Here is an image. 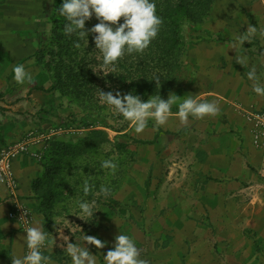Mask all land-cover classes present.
<instances>
[{"label":"crops","instance_id":"0c3cea01","mask_svg":"<svg viewBox=\"0 0 264 264\" xmlns=\"http://www.w3.org/2000/svg\"><path fill=\"white\" fill-rule=\"evenodd\" d=\"M213 15L214 27L198 31V34L205 33L209 40L200 39L189 47L185 69L190 70V78L185 89L188 95H199L201 101H215L220 112L214 118H190L182 125L184 131L180 126L169 129L179 122L175 116L170 117L173 121L167 122V128H150L151 141L144 143L156 150L167 148L165 153L173 160L185 158V166L182 172L172 170L168 175L161 169L152 173L150 193L144 192L154 209L149 223L156 225L151 231L157 238L185 241L196 240L206 231L205 224H240L244 225V232L251 231L264 248V154L252 146L243 114V109H264V97L252 91V82L246 76L249 68L256 65L258 75L264 80V39L256 38L232 49V43L240 32L247 31L248 24L264 27V0H216ZM236 57H247L244 66L236 62ZM37 97L33 92L29 96L32 101H27L24 109L35 111L41 102ZM43 104L46 103H40ZM20 106L6 107V111L0 112V146L22 140L23 122L14 118V112L22 110ZM13 171L19 183L18 205L30 209L36 220L33 223L43 230L36 214L38 201L31 189L32 180L38 175L32 157H19ZM173 179L178 182L172 184ZM12 202L0 183V264H12L10 256H22L25 250L26 234L10 219ZM117 202L121 205L115 212L105 205L95 210L99 227L88 234L106 245L101 249L88 246L96 255V264H103V256L113 249L120 232L128 234L123 202ZM184 207L185 213L179 211ZM180 214L183 221L175 219ZM135 223L142 229V222ZM176 223H181V227L177 228ZM159 224L167 231L162 227L159 230ZM234 235L227 239L229 254L253 255L256 242L243 233ZM45 255L51 256L53 264H71L67 252Z\"/></svg>","mask_w":264,"mask_h":264},{"label":"rangeland","instance_id":"374dc122","mask_svg":"<svg viewBox=\"0 0 264 264\" xmlns=\"http://www.w3.org/2000/svg\"><path fill=\"white\" fill-rule=\"evenodd\" d=\"M55 5L56 2L53 4L50 0H0V112L6 111V107L21 105L22 110L14 112V118L23 122L22 139L28 133L45 137L38 147L32 150L31 157L38 169V175L32 180L31 186L36 182L47 185L49 179L46 173L49 164L45 158L53 143L70 142L86 150L84 156L70 157L66 160V165L60 166L62 174L54 177V182L51 183L55 186L56 194L52 207L45 206L43 209L39 202V211L36 214L41 220L43 230L49 232L44 253L55 251L65 253L66 242L63 236L69 238L68 243L84 245L83 234L89 235L99 227L93 217H84L83 220L74 216L79 211L76 204L78 200H96V210L98 206L108 204L111 198L123 202L122 211L127 220V235L135 240L141 258L149 261V264H264L262 242L251 231L244 232V225L205 224L206 231L194 241H185L183 238L176 240L157 238L151 231L156 226L149 223L154 217V209L151 208L149 196L146 197L144 194L146 190L147 195L150 193L151 175L157 169L163 170L167 175L172 170L182 172L185 158L173 160L172 156L165 153L167 148L156 150L152 145L144 143L151 141L150 128H155L153 121H149V126L143 133L136 134L130 122L120 119V115L114 111L84 110L58 91L51 90L53 81L39 59L42 56L41 51L47 47L52 37ZM213 16L212 12L211 18L201 26L185 27L188 52L189 47L200 42V39L209 40L205 33L198 34V31L200 32L203 27H214ZM96 24H93V27ZM45 60L48 61L49 57L47 56ZM17 63L23 64L32 72L34 79L30 85H19L14 81L11 69ZM99 70L102 71V68H98ZM189 71L184 66L177 72L173 87L162 99L166 101L173 93L182 99L188 95L185 84L189 82H187L190 78ZM33 92L38 95L37 99L41 102L35 111L30 112L24 109L23 105H27V101H32L29 96ZM178 103L173 105V112L178 111ZM100 105L106 106L101 101ZM172 119L169 118L170 121H173ZM175 123L176 126L170 125L169 129H179L180 126L183 130L180 121ZM94 132L103 134L95 138L91 135ZM118 145L126 146L129 151L136 153L135 160L133 161L127 154L121 156L117 150ZM103 159H113L118 164L114 175L105 170L103 183L111 189V193L105 197L98 190L94 197L90 194L85 197L79 185L86 175L91 177L90 182L94 180V175L101 171ZM88 164L90 166H87ZM172 181V184L178 182L175 179ZM32 194L35 195L33 192ZM179 211L185 213V207ZM206 212L210 215L208 210ZM65 214L69 215L67 217L69 223L61 221L60 226L56 225L53 219ZM176 216L175 219L183 221L181 214ZM135 221L142 222V229ZM183 225L185 227V224ZM175 226L179 228L181 223H176ZM161 227L164 232L167 231L159 224L158 229L161 230ZM242 233L256 242L254 254L230 255L228 237Z\"/></svg>","mask_w":264,"mask_h":264},{"label":"clouds","instance_id":"9594fccd","mask_svg":"<svg viewBox=\"0 0 264 264\" xmlns=\"http://www.w3.org/2000/svg\"><path fill=\"white\" fill-rule=\"evenodd\" d=\"M55 3V0H50ZM58 15L64 19L63 33L66 36H75L77 41L74 47L81 48L79 41H84L88 46L89 33L94 34V42L98 52L102 54L100 67L109 73L116 71L119 61L126 55L142 54L149 48L153 40L158 37L163 19L157 14L156 0H63L62 6L56 9ZM95 15L100 22L91 29H86V22ZM123 18V23H120ZM264 39V27L248 24L247 31L240 32L232 43V49H237L253 39ZM236 62L243 65L247 57H236ZM13 79L19 85H30L33 82V74L23 64H15L12 69ZM247 79L252 82V91L264 97V80L258 75L256 65H252L246 72ZM157 88L161 86L159 77L153 78ZM100 101L108 107L110 112H115L124 120L130 122L136 134L143 133L149 126V121L154 122V127L164 126L169 118L175 116L181 124H187L189 119L202 120L208 117H216L220 108L215 101H201L199 95H186L183 99L176 94H170L165 101L161 96L154 95L147 102H143L138 95L117 92H99ZM178 103V111L173 112L172 107ZM101 168L115 174L118 164L113 159H103ZM91 177L86 175L82 187L84 196H88L95 187L90 182ZM99 192L107 197L111 193L108 186L101 185ZM79 209L74 216L81 219L94 217L97 212L96 200L80 199L76 202ZM21 207V206H20ZM24 209L23 207H21ZM27 216V210L25 211ZM69 215L65 214L53 219L60 226L64 221L68 224ZM84 220V219H83ZM60 231V228L58 229ZM24 245L27 252L20 255H11L12 264H53L51 256L44 254L47 246L49 232L42 230L37 224L32 223L24 229ZM68 237L63 236L66 242V252L71 264H96V255L89 250V245L101 249L106 247L98 238L83 234L84 245L68 243ZM63 247V245H61ZM103 264H149L142 259L135 240L127 234L115 237V244L103 256Z\"/></svg>","mask_w":264,"mask_h":264},{"label":"trees","instance_id":"16d2710c","mask_svg":"<svg viewBox=\"0 0 264 264\" xmlns=\"http://www.w3.org/2000/svg\"><path fill=\"white\" fill-rule=\"evenodd\" d=\"M55 2L52 37L47 47L41 51L40 64L44 66L53 81L52 91H58L63 97L84 110L97 112L108 110L107 106L100 105V90L105 93L112 92L114 95L117 92L122 95H138L143 102H147L154 95H160L163 98L173 87L177 72L185 66L188 54V42L184 35L185 27L203 25L211 18L216 4V0H156L157 14L164 21L158 37L142 54L124 56L119 61L116 71L109 73L104 69L98 71L103 58L96 49L94 34L89 33L88 46L84 44V41H79L81 44L79 49L74 47L77 37L64 35L62 30L64 19L56 11L62 6L63 0ZM99 22L93 16L86 22L85 27L91 29L93 24ZM120 23H123V18ZM47 56L48 61L45 60ZM155 77L161 79L159 88L155 81H152ZM101 134L103 133L94 132L91 135L96 138ZM117 150L120 151L121 156L127 154L133 161L135 160L136 153L129 151L126 146L118 145ZM85 154L84 148L70 142H58L51 145L45 158L49 164L46 173L49 179L47 185L36 182L31 186L35 194L33 197L38 201L36 212L39 211V202L43 209L45 206L52 207L56 194L55 186L51 183L57 175L62 174L61 167L67 164L66 160ZM100 169L101 171L94 175V180L91 181L95 187L89 194L93 197L101 185H105L103 183L106 176L105 169ZM105 206L115 212L120 204L110 198Z\"/></svg>","mask_w":264,"mask_h":264},{"label":"built area","instance_id":"2783aa9c","mask_svg":"<svg viewBox=\"0 0 264 264\" xmlns=\"http://www.w3.org/2000/svg\"><path fill=\"white\" fill-rule=\"evenodd\" d=\"M243 114L249 126L252 146L264 154V109H243ZM44 139L45 137L42 135L28 133L19 142L0 146V183L6 188L8 197L13 200L10 219L17 222L23 232L25 227L31 226L34 222V215L30 209L17 203L19 183L13 171V164L21 156H31L33 154L32 150L37 148ZM26 210L27 216H25ZM24 233L26 234V232ZM26 252L25 247L24 254Z\"/></svg>","mask_w":264,"mask_h":264}]
</instances>
